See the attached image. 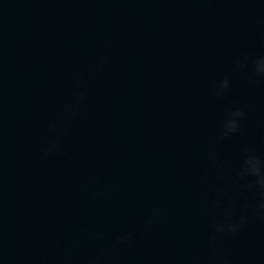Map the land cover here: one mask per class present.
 <instances>
[{"label":"water","instance_id":"95a60500","mask_svg":"<svg viewBox=\"0 0 264 264\" xmlns=\"http://www.w3.org/2000/svg\"><path fill=\"white\" fill-rule=\"evenodd\" d=\"M259 56L264 0H0V264H264V218L211 226L258 199Z\"/></svg>","mask_w":264,"mask_h":264},{"label":"clouds","instance_id":"9594fccd","mask_svg":"<svg viewBox=\"0 0 264 264\" xmlns=\"http://www.w3.org/2000/svg\"><path fill=\"white\" fill-rule=\"evenodd\" d=\"M252 71L255 75L264 76V56H259L252 62ZM252 83H254V81L250 80L249 84L251 85ZM228 87V80L225 79L218 86L217 95L222 93ZM85 95L86 90L82 91L79 95H77L75 97V102L68 107V111L72 113L77 112L79 110V104L82 102ZM245 118V112L242 109L229 111L226 114L222 123V135L224 137H227L231 134L238 132L239 122L244 120ZM55 131V124L50 125L49 132L55 133ZM58 147V143H51L45 149L44 155H48L49 153L56 151ZM237 176H239L240 178H254L251 180V182L245 184L244 187L248 188L249 190H253L258 199L254 206H246L244 211L241 212L240 215L231 219L227 223H221L215 219L212 220L211 226L213 228L214 233L236 234L248 222L249 215L264 218V157L256 155L255 149L253 148L246 149L241 160ZM100 195L101 193H95V196L97 197H99ZM161 211L162 210L159 208L154 209L152 212V218L159 216ZM152 218L148 219V221L146 222L147 225H151ZM134 238V233H124L115 240L113 246L130 245ZM104 258V254L102 253L100 255L90 258L87 261V264H102Z\"/></svg>","mask_w":264,"mask_h":264}]
</instances>
